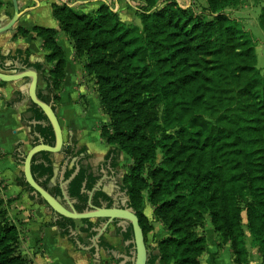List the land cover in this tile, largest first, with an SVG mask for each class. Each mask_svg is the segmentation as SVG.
I'll return each mask as SVG.
<instances>
[{
    "label": "trees",
    "instance_id": "16d2710c",
    "mask_svg": "<svg viewBox=\"0 0 264 264\" xmlns=\"http://www.w3.org/2000/svg\"><path fill=\"white\" fill-rule=\"evenodd\" d=\"M144 1L147 7L137 10L141 29L126 26L107 3L91 14L54 5L53 16L72 42L76 58H85L86 74L97 85L101 110L109 118L101 130L102 139L113 148L108 158L116 162L123 153L133 161L122 182L144 236L153 230L141 214L144 202L167 232L150 264H201L208 243L198 229L207 217L222 244H230L233 264H247L240 225L243 208L252 247L264 264V75L257 68L256 40L225 15L208 21L176 0ZM208 1L214 12L237 3ZM261 26L264 29V9ZM33 32L49 51L46 65H53L49 77H44L46 95L39 92V98L56 110L65 77L64 51L56 30L35 27ZM18 33L30 34L24 29ZM21 55L17 52L12 59ZM3 60L0 57V68L9 70ZM22 63L36 71L44 67L31 65L28 59ZM157 101L165 108L163 126L157 119ZM32 112L37 121L48 123L35 105ZM36 131L46 144H54L50 125ZM71 142L66 156L91 157L86 148L76 152L75 138ZM41 156L33 160L32 173L44 189L61 197L60 185L50 187L54 177L50 154ZM74 172L75 168L68 170L65 180ZM88 172L89 167H81L69 186L70 197L83 204L76 207L79 213L85 212L88 199L82 193L84 183L92 190L97 181ZM19 185L32 192L24 177ZM1 192L0 188V264H31L18 253L20 233L3 210L12 201L6 202ZM38 202L46 204L41 198ZM51 225L76 246L70 231L75 221L60 217Z\"/></svg>",
    "mask_w": 264,
    "mask_h": 264
},
{
    "label": "crops",
    "instance_id": "0c3cea01",
    "mask_svg": "<svg viewBox=\"0 0 264 264\" xmlns=\"http://www.w3.org/2000/svg\"><path fill=\"white\" fill-rule=\"evenodd\" d=\"M20 11L29 7L34 9L24 14L9 31L0 35V57L5 58L3 64L16 72L15 65H23L22 61L28 59L31 65H44L39 73L38 91L46 95L47 84L44 77H49L53 65H46V57L49 54L43 47V41L33 32L35 27L54 29L57 31V42L63 49L66 61L65 77L60 91V103L56 109L59 123L63 130L64 141L75 138L78 142L76 152L82 148L87 149L91 159L83 162L90 165L96 176H103L106 180L104 191L108 195H114L125 176L121 164L114 163L115 169L104 167L106 158L113 148L101 137V129L109 124V118L100 107L97 94V85L85 70V58H76V52L68 36L61 30L60 23L53 16V6L68 5L84 14L97 11L100 6L93 5L98 1H104L116 8L119 16L132 15L130 21L137 24L131 10V0H38L37 6L34 0H19ZM0 24L6 25L14 15L12 0H0ZM128 19V18H127ZM30 32L26 37L19 35V30ZM17 52H21V59L13 60ZM1 70V68H0ZM28 81H18L0 84V187L2 198L12 201L9 212L14 213L18 224L22 227L24 238V254L30 255L32 264H104L100 259H93L88 251L77 248L69 241L67 236L57 226H52L55 215L46 204L34 199L31 192L19 185L24 177V166L20 162L21 155H27L38 139L34 136L38 126L32 112V103L26 97ZM96 109L97 114L91 115L90 107ZM43 123V122H40ZM45 123V122H44ZM39 134V133H38ZM41 135V134H40ZM84 155V154H83ZM80 155L81 157L83 156ZM79 156V157H80ZM78 156L72 159L64 153L50 154V160L54 169V177L50 187L60 185V174L65 163L68 162V170L80 162ZM38 160L42 156L37 157ZM121 163L127 162L125 154L120 156ZM119 183L113 182L112 177L117 175ZM147 216L153 215V209L148 208ZM152 213V214H151ZM95 223L96 220H91ZM82 222V221H76ZM75 222L76 235L81 236L85 226ZM158 226V225H157ZM113 232V229H112ZM207 238V249L201 257V264H233L232 249L230 244H222L210 221L203 230ZM110 243L119 246L117 239L107 237ZM163 238V237H162ZM159 239V240H162Z\"/></svg>",
    "mask_w": 264,
    "mask_h": 264
},
{
    "label": "water",
    "instance_id": "95a60500",
    "mask_svg": "<svg viewBox=\"0 0 264 264\" xmlns=\"http://www.w3.org/2000/svg\"><path fill=\"white\" fill-rule=\"evenodd\" d=\"M36 5H39L38 0H34ZM14 15L12 19L6 25L0 24V35L9 31L14 25L18 22V20L26 13L31 12L34 8L29 7L23 11H20V1L12 0ZM71 7V6H70ZM16 72H11L7 70H0V82L2 83H11L27 80L28 81V91L26 93V97L30 100V102L38 107L46 116L48 123H40L44 126L50 125L54 132L55 141L54 144H46L44 138L35 133L34 136L38 139V142L34 143L32 150L27 155H21L23 161L21 162L24 166V179L26 183L32 189V196L35 199H42L50 210L53 211L55 215L54 221L57 222V216L61 218L70 219L73 221H84V220H101L106 219V223L103 225L102 229L99 230V235L103 234L109 225L114 224L115 220H121L122 222L131 221L136 236L137 248H136V257L132 259V264H147L148 262V250L146 244L144 242V233L139 226L138 218L134 214L135 212L131 208H119L114 207L111 209L107 208H94L92 205L94 192H90L89 194V202L88 204L92 208V211H85L83 213H79L75 207L77 201L72 200L69 195V186L72 181L76 178L79 168H77V172L72 175V177L68 180H65L66 172L68 171V162L65 163L62 168L60 174V189H61V197L53 196L49 191L44 189L35 179L32 173V163L33 160L41 155L42 153L49 154H61L63 153L64 148L67 143L64 141L63 130L59 123L56 110H54L52 104H47L39 98L38 91V82H39V73L33 68H30L25 65H19L18 63L15 65ZM72 234L76 236V233L73 229H71ZM76 246L83 251H89V248H85L79 240H76ZM96 259L100 258V249L96 246Z\"/></svg>",
    "mask_w": 264,
    "mask_h": 264
},
{
    "label": "rangeland",
    "instance_id": "374dc122",
    "mask_svg": "<svg viewBox=\"0 0 264 264\" xmlns=\"http://www.w3.org/2000/svg\"><path fill=\"white\" fill-rule=\"evenodd\" d=\"M131 1H132L131 5H130L131 10H129V11H131V12H133V14H135L133 16H134L135 20L137 21V24L132 23L130 21L131 16H132L130 13H129L128 17H126V18L124 17V21L122 20V18L120 16H119V18L128 27H131V28L138 27L141 29L142 24H141L140 17L137 15V10L141 9V8H146L147 3L144 0H131ZM176 1L184 9H190L191 11H193V13L196 16H198L202 19L208 20V21L215 19L219 15H225L229 19L236 20V21L240 22L245 27L246 30H249L252 33V35L254 36V39L256 40L257 68L260 70L261 74L264 75V29L261 26V16L263 14V9H264V0H237L236 4H231L228 7L223 8L222 10H220L218 12H214L211 9L208 0H176ZM104 3H106V2L98 1V2L94 3L93 5H99L101 7L102 4H104ZM161 6L164 7L165 4L164 5L161 4ZM111 8L113 9V11L117 12V14H118V11L116 10L115 6L114 7L111 6ZM77 12H79V11H77ZM79 13H82V12H79ZM82 14H84V13H82ZM157 105H158V107L156 109V113H157L158 123H159V125L163 126L165 108H164L163 104L160 103L159 101H157ZM90 113L93 116H95L97 114V111L93 107V105H91V107H90ZM152 113H154V112H152ZM175 131L176 130H172L170 132L175 133ZM127 157H128V160H126L127 162L123 161L124 163H121L122 161H121V159H119L120 161L117 164L118 166H119V164H121V169L126 174L129 173L130 167L133 163L132 159L129 156H127ZM162 159H163L162 154L159 153L158 163L162 162ZM1 195H2V192H1ZM144 197L145 198L147 197L146 193L144 194ZM150 207L151 206L147 202H144L143 206L141 208L142 209L141 214L146 216V218L150 222V225L153 227V230L149 234H147V236L145 237L147 246L149 247L150 252H152L157 247L158 242L161 241L159 239H161L163 237L162 238V240H163L167 236V232L164 230V227L162 226V224L156 220L154 213L151 216H147V213H145V211ZM9 208H10V204L3 206V210L6 212V217L15 227H17V229L20 233V244H19L18 253L20 254V256L22 258L26 259L27 261H29L32 264L31 256L24 254V238H23L24 234L22 231V227L20 226V224H18L19 223L18 219L15 218L14 213L9 212ZM242 208H243V206H242ZM248 220L249 219H248L247 210H246V208H243V210L240 214V225H241L243 241L245 242V248H246V251L248 253L247 264H262L263 260L260 257L258 250L252 247L253 236H252V233L249 229V221ZM208 221L211 222L210 217H207L203 227H200L198 229L199 234L204 235L203 230L206 229V225L208 224ZM76 224L83 226L82 222H76ZM217 237L219 238L218 234H217ZM219 239L221 241V238H219ZM232 257L234 260L233 252H232ZM101 260L104 264H117L111 258H107L104 255L101 256Z\"/></svg>",
    "mask_w": 264,
    "mask_h": 264
},
{
    "label": "flooded vegetation",
    "instance_id": "af4514ba",
    "mask_svg": "<svg viewBox=\"0 0 264 264\" xmlns=\"http://www.w3.org/2000/svg\"><path fill=\"white\" fill-rule=\"evenodd\" d=\"M72 140V139H71ZM71 140L69 143H67L66 147L63 150V153L65 154V150H67L70 145H72ZM66 155V154H65ZM68 157V156H66ZM80 162L77 165H74L73 168H75V172H77V168H79V171L77 175L81 171V167H89V175H93L97 178L96 183L94 184V187L92 190H87V181L83 185L82 193L83 195H87L88 199L85 205V211H92V208L88 204L89 202V194L90 192H94L92 205L94 208H107L111 209L114 207L119 208H131L129 203V197L127 195V191L123 187V182L121 181V184L118 185V189L116 190V193L114 195H108L107 192L104 191V186L106 183V180L103 179V176H96L94 174L93 168L88 164L84 165L83 162L89 161L91 158L87 160H83L84 155L81 157ZM74 159V158H72ZM106 164L104 167H107L108 169L114 170V161L113 158H106ZM72 168V169H73ZM117 175H114L112 177L113 182L119 183V180H117ZM73 200V199H72ZM76 201V200H75ZM82 203L77 201L75 207H82ZM133 209V208H131ZM135 212L134 214L138 218L139 226L141 227L140 219L138 216V213L133 209ZM57 219L59 220L60 217L57 216ZM90 223L91 220H87ZM106 219L96 220L95 223L91 224H83L85 226L83 230L81 231V236L76 235L74 236L76 240H79L81 244L85 248H89V253L92 256L93 259H96V246L100 249V255H104L107 258H111L113 261H115L117 264H132V259L136 257V248H137V242H136V236H135V230L134 226L131 221L122 222L121 220H115L114 224L109 225L107 230L99 235V230L102 229L103 225L106 223ZM113 229V232H112ZM142 229V228H141ZM71 231V229H70ZM143 231V230H142ZM72 232V231H71ZM113 237L118 240L119 246L116 247L110 243L107 237ZM144 242L146 244L147 250H148V262L147 264H150V261L152 259L153 251L150 252L149 247L147 246L146 239L144 236ZM78 248V247H77ZM101 259V258H100ZM99 259V260H100Z\"/></svg>",
    "mask_w": 264,
    "mask_h": 264
}]
</instances>
